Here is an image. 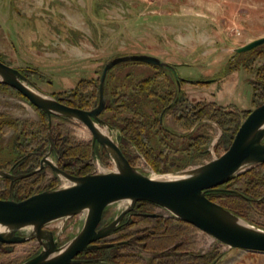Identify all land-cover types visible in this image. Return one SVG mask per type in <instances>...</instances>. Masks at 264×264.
Masks as SVG:
<instances>
[{"label":"rangeland","instance_id":"rangeland-1","mask_svg":"<svg viewBox=\"0 0 264 264\" xmlns=\"http://www.w3.org/2000/svg\"><path fill=\"white\" fill-rule=\"evenodd\" d=\"M263 37L264 0H0V58L24 70L39 92L57 100L67 98L71 107L93 110L99 104L102 72L115 58L149 55L171 66L121 63L110 70L105 83L106 107L98 125L134 167L151 177L202 166L229 149L238 126L264 102V45L249 53L236 50ZM2 85L0 170L31 173L49 153L50 161L75 176L116 170L107 150L93 142L83 123L53 116L50 124L21 93ZM226 85L231 86L229 93ZM136 89L155 93L153 101L140 107L150 122L147 133L124 127L126 120L142 119L121 102ZM169 103L174 106L159 125ZM246 105L250 108H241ZM72 161L80 171L70 165ZM27 162L32 166L22 169ZM258 165L245 166L232 177L235 193L249 189L244 180L262 170ZM34 175L22 181L0 177V198L19 201L70 184L47 164ZM263 196L264 185L251 196L253 201L229 195L215 201L264 230V200L255 201ZM128 204L109 205L101 228ZM86 216L59 219L45 228L62 247L82 231ZM32 232L26 228L17 235L28 237ZM100 244L112 246L92 250L99 251L94 255L82 254L77 258L80 264H170L173 255L177 264H264V253L224 245L168 210L141 202ZM41 250L36 238L0 244V264H23Z\"/></svg>","mask_w":264,"mask_h":264},{"label":"water","instance_id":"water-1","mask_svg":"<svg viewBox=\"0 0 264 264\" xmlns=\"http://www.w3.org/2000/svg\"><path fill=\"white\" fill-rule=\"evenodd\" d=\"M264 45V37L236 50L241 54ZM145 63L158 68H171L159 58L149 55H129L109 61L100 79V101L93 110L64 104L61 100L39 92L23 70L0 60V84L21 93L38 110L44 112L51 124L53 116H63L83 123L92 133L93 142L103 146L116 165V170L103 174L75 176L52 161L47 154L40 168L22 175L0 170V177L12 181L28 178L49 165L70 184L35 194L21 201L0 199V243L23 244L36 238L42 246L39 254L23 264H80V254L109 248L112 244L97 243L109 238L123 218L134 210L137 202L154 203L183 222L212 236L232 248L264 253V230L253 227L241 218L210 200L206 191L228 183L245 166L264 164V104L256 107L239 128L231 146L220 157L193 169L153 178L140 172L125 157L119 145L99 127L105 110V83L110 70L121 63ZM119 201L130 202L111 224L99 228L106 208ZM86 213L82 231L67 245L59 246L54 233L45 227L49 223ZM156 216V215H152ZM32 228L28 237L17 232ZM6 229H9L7 232Z\"/></svg>","mask_w":264,"mask_h":264},{"label":"trees","instance_id":"trees-1","mask_svg":"<svg viewBox=\"0 0 264 264\" xmlns=\"http://www.w3.org/2000/svg\"><path fill=\"white\" fill-rule=\"evenodd\" d=\"M253 51H255V49H253V50H251V51H248V53L249 52H253ZM245 53V52H244ZM242 54V53H241ZM24 71V70H23ZM2 86H4V85H2ZM5 87H7V86H5ZM12 89V88H11ZM261 89L264 91V82H263V84H262V87H261ZM135 94L133 95H125V96H123L122 98H121V102L124 104V106H127V108H128V110H130V111H132V112H134V114H135V116H138V115H140V117L142 118L141 120H139V121H136V122H133V121H125L126 122V124H124L125 126V128L126 129H131L132 128V130L133 131H135L136 132V128L137 127H139V128H141L142 129V133H147L148 131L147 130H150V128H151V126H150V122H148L147 121V119L144 117V116H146V114L145 113H143L141 110H140V107H141V104L143 103V102H149V101H153L152 99H150L152 96L154 97L155 96V93H150V92H148V90H141V89H136L135 91ZM144 97H145V99H144ZM149 98V99H146V98ZM257 98V91H254V98H253V102H255V99ZM154 99V98H153ZM64 104H67V105H70L71 106V104H69L68 103V99L67 98H62V99H60ZM158 102V101H157ZM156 102V103H157ZM176 103V102H175ZM264 103V102H263ZM263 103H260L259 105H261V104H263ZM259 105H257V106H259ZM174 106V104L173 105H171L170 103L168 104V105H165V107H163V110L161 111V115L162 116H160L159 117V119H158V123H159V125H162L161 123L163 122V116H164V114L168 111V110H170L172 107ZM72 107H75V106H72ZM77 108H79V107H77ZM82 109V108H81ZM186 110V109H185ZM188 113H189V115H192L191 114V112H190V110L189 109H187L186 110ZM41 113H42V115L45 117V119H46V122H48V116L44 113V112H42V111H40ZM251 112V111H250ZM250 112H249V114H250ZM248 114V115H249ZM2 125V123H0V127H2L1 126ZM241 125V124H240ZM239 125V126H240ZM239 126H238V128H237V132H238V129H239ZM163 128V127H162ZM47 129H48V127H47V125H46V137H47ZM22 130H23V128H22ZM150 132V131H149ZM237 132L235 133V135L237 134ZM142 135V138L143 139H145L144 138V135L143 134H141ZM52 139H53V137H52ZM47 140H48V138H47ZM146 140V139H145ZM48 142H49V140H48ZM43 152H45V151H43ZM126 155V154H125ZM127 156V155H126ZM129 159V158H128ZM40 160H41V158L39 159V165H40ZM130 160V159H129ZM130 162L132 163V161L130 160ZM133 164V163H132ZM70 165L74 168V169H76L75 171L76 172H78V171H80V166L79 165H77V164H75V162H71L70 163ZM32 165H31V163L30 162H27L26 163V165H24L23 166V168L22 169H27V168H29V167H31ZM258 166H261L262 168V170H260V171H256V172H254V175H252V176H249L248 178H246L245 180H244V182L249 186V189L246 191V192H242L243 194L241 195V194H239V193H235V191H233V189L231 188V186L232 185H234L235 184V179H233L232 178V180L230 181V182H228V183H226V184H224V185H222V186H220V187H218V188H215V189H211V190H208V191H206V196L210 199V200H212V201H214V202H216L215 201V198H217V197H221L222 195H229L230 197H233V198H235L236 200L237 199H241V200H244V201H253V199L251 198V196L252 195H254V196H256L257 195V193H258V188L260 187V186H263L264 185V164H259ZM14 173H16V172H14ZM30 173V172H29ZM40 173V172H39ZM39 173H37V174H39ZM16 174H19V173H16ZM37 174L36 175H34V176H37ZM83 175H85V174H83ZM32 177V176H31ZM31 177H29V178H31ZM26 179H28V178H25V179H23V180H26ZM241 180V179H240ZM22 181V180H21ZM16 182H19V181H16ZM15 182V183H16ZM13 186V185H12ZM12 186H10V183H9V186H8V190H9V192H10V190H11V188H12ZM19 192H21L20 194H22V192H24V191H20L19 190ZM251 193H252V195H251ZM32 196V195H31ZM30 195L29 196H26V197H24V198H22V199H20L19 201H21V200H23V199H26V198H29V197H31ZM255 198V197H254ZM257 198V197H256ZM1 199V198H0ZM264 200V196L262 197V198H259V199H256L255 201H263ZM142 204H144V206L146 205V206H155V207H160V206H158V205H156V204H154V203H151V202H147V201H142L141 202ZM153 219H155V218H153ZM188 224V223H187ZM190 225V224H189ZM0 244H2V243H0ZM93 252V254H97L99 251H92ZM120 257H121V255H117L115 258H116V260L117 259H120ZM169 263L170 264H177V263H179V261L177 260V259H175V257H174V255L171 257V259H169Z\"/></svg>","mask_w":264,"mask_h":264},{"label":"flooded vegetation","instance_id":"flooded-vegetation-1","mask_svg":"<svg viewBox=\"0 0 264 264\" xmlns=\"http://www.w3.org/2000/svg\"><path fill=\"white\" fill-rule=\"evenodd\" d=\"M0 60H2V59L0 58ZM2 61H3V60H2ZM24 72H25V71H24ZM104 214H105V212H104ZM129 214H130V212H129L128 214H126V215H129ZM125 217H126V216H125ZM125 217H124V218H125ZM103 218H104V216H103ZM124 218H123V219H124ZM102 221H103V220H102ZM101 223H102V222H101ZM101 223H100V224H101ZM99 228H101V225L99 226ZM101 241H103V240H101ZM101 241H99V242H97V243H100ZM40 246H41V244H40ZM41 247H42V246H41ZM87 253H91L92 255H94L93 252H90V251H89V252H88V251H87V252H84V253H82V254H87ZM82 254H80V255L78 256V258H79Z\"/></svg>","mask_w":264,"mask_h":264},{"label":"crops","instance_id":"crops-1","mask_svg":"<svg viewBox=\"0 0 264 264\" xmlns=\"http://www.w3.org/2000/svg\"><path fill=\"white\" fill-rule=\"evenodd\" d=\"M2 59V58H1ZM239 77V76H238ZM227 87H228V93L231 91V86H229V85H226ZM236 86V85H235ZM234 88H236V87H234ZM233 91H234V89H233ZM236 103V102H235ZM236 104H238V103H236ZM239 105V104H238ZM241 108H244V109H248V108H250L249 107V105H246V106H242Z\"/></svg>","mask_w":264,"mask_h":264},{"label":"bare ground","instance_id":"bare-ground-1","mask_svg":"<svg viewBox=\"0 0 264 264\" xmlns=\"http://www.w3.org/2000/svg\"><path fill=\"white\" fill-rule=\"evenodd\" d=\"M153 178H159L158 176H152ZM165 178H176V177H174V176H168V177H165ZM68 185V184H67ZM129 206H128V208H126V209H129L130 208V202H129V204H128ZM6 231L8 232L9 231V229H6Z\"/></svg>","mask_w":264,"mask_h":264}]
</instances>
